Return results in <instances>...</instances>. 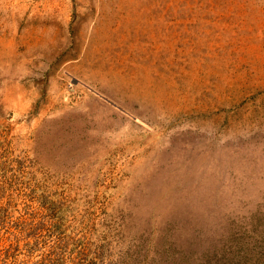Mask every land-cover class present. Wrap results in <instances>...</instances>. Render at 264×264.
Masks as SVG:
<instances>
[{
	"label": "rangeland",
	"instance_id": "obj_1",
	"mask_svg": "<svg viewBox=\"0 0 264 264\" xmlns=\"http://www.w3.org/2000/svg\"><path fill=\"white\" fill-rule=\"evenodd\" d=\"M0 250L264 264V0H0Z\"/></svg>",
	"mask_w": 264,
	"mask_h": 264
},
{
	"label": "trees",
	"instance_id": "obj_2",
	"mask_svg": "<svg viewBox=\"0 0 264 264\" xmlns=\"http://www.w3.org/2000/svg\"><path fill=\"white\" fill-rule=\"evenodd\" d=\"M4 251H5L4 257H6L7 255H9V250L8 249H5ZM0 252H1V250H0ZM56 264H58V263H56Z\"/></svg>",
	"mask_w": 264,
	"mask_h": 264
}]
</instances>
